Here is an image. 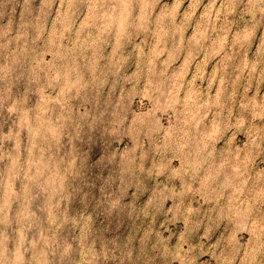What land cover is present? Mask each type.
Masks as SVG:
<instances>
[{
	"label": "clouds",
	"instance_id": "9594fccd",
	"mask_svg": "<svg viewBox=\"0 0 264 264\" xmlns=\"http://www.w3.org/2000/svg\"><path fill=\"white\" fill-rule=\"evenodd\" d=\"M0 264H264V0H0Z\"/></svg>",
	"mask_w": 264,
	"mask_h": 264
}]
</instances>
